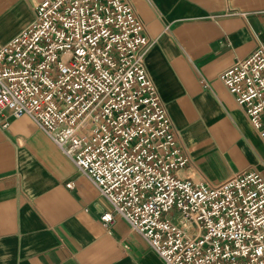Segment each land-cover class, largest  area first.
<instances>
[{"label": "built area", "instance_id": "2783aa9c", "mask_svg": "<svg viewBox=\"0 0 264 264\" xmlns=\"http://www.w3.org/2000/svg\"><path fill=\"white\" fill-rule=\"evenodd\" d=\"M0 44V120L31 117L165 264H264V176L178 175L183 154L128 0H32ZM264 139V45L219 77ZM72 187V183L68 184Z\"/></svg>", "mask_w": 264, "mask_h": 264}, {"label": "crops", "instance_id": "0c3cea01", "mask_svg": "<svg viewBox=\"0 0 264 264\" xmlns=\"http://www.w3.org/2000/svg\"><path fill=\"white\" fill-rule=\"evenodd\" d=\"M146 26L148 72L188 162L178 175L219 184L264 176V139L219 75L264 45V0H128ZM0 0V44L34 19ZM72 183L69 188L68 184ZM29 116L0 120V264H165Z\"/></svg>", "mask_w": 264, "mask_h": 264}, {"label": "rangeland", "instance_id": "374dc122", "mask_svg": "<svg viewBox=\"0 0 264 264\" xmlns=\"http://www.w3.org/2000/svg\"><path fill=\"white\" fill-rule=\"evenodd\" d=\"M31 8H33V7H31ZM33 12H34V8H33Z\"/></svg>", "mask_w": 264, "mask_h": 264}]
</instances>
